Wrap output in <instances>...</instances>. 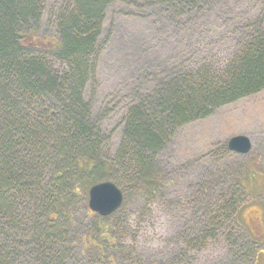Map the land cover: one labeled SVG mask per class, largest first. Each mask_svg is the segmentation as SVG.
<instances>
[{"label":"rangeland","instance_id":"obj_1","mask_svg":"<svg viewBox=\"0 0 264 264\" xmlns=\"http://www.w3.org/2000/svg\"><path fill=\"white\" fill-rule=\"evenodd\" d=\"M45 1L38 26L42 41L56 36L59 2ZM255 19L264 26V0L109 3L98 57L82 93L91 122L100 129L102 156L115 158L132 104L155 99L165 81L203 62L206 52L217 63L218 33L234 34ZM235 136L250 140L246 155L228 150ZM155 169L151 188L115 170L114 178L76 194L67 191L60 208L70 219L60 221L58 238L65 242V229L66 242L73 243L64 264H264V89L180 128ZM103 182L113 183L123 195L120 208L108 217L88 208L89 189ZM98 256L108 259L99 263Z\"/></svg>","mask_w":264,"mask_h":264},{"label":"trees","instance_id":"obj_2","mask_svg":"<svg viewBox=\"0 0 264 264\" xmlns=\"http://www.w3.org/2000/svg\"><path fill=\"white\" fill-rule=\"evenodd\" d=\"M113 1L59 0L56 36L42 41L45 0H0V264H64L73 243L65 229V242L58 238L60 221L70 219L60 208L68 190L114 178L115 170L153 187L157 158L180 128L264 89L263 21H245L234 34L218 33L217 63L206 52L165 81L155 99L132 104L115 158L102 156L82 93Z\"/></svg>","mask_w":264,"mask_h":264},{"label":"water","instance_id":"obj_3","mask_svg":"<svg viewBox=\"0 0 264 264\" xmlns=\"http://www.w3.org/2000/svg\"><path fill=\"white\" fill-rule=\"evenodd\" d=\"M227 148L238 155H246L251 149V142L245 136H235L228 140ZM123 195L111 182L92 186L88 191V208L101 217H108L122 205Z\"/></svg>","mask_w":264,"mask_h":264},{"label":"bare ground","instance_id":"obj_4","mask_svg":"<svg viewBox=\"0 0 264 264\" xmlns=\"http://www.w3.org/2000/svg\"><path fill=\"white\" fill-rule=\"evenodd\" d=\"M165 238V237H164Z\"/></svg>","mask_w":264,"mask_h":264}]
</instances>
